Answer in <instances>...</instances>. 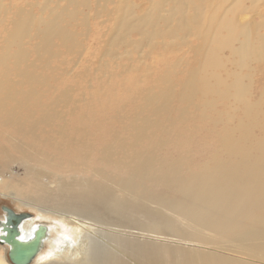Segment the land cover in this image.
I'll use <instances>...</instances> for the list:
<instances>
[{
	"label": "bare ground",
	"instance_id": "1",
	"mask_svg": "<svg viewBox=\"0 0 264 264\" xmlns=\"http://www.w3.org/2000/svg\"><path fill=\"white\" fill-rule=\"evenodd\" d=\"M146 1L142 9L130 0H95L94 7L90 0H42L37 14L24 8L17 12L16 27L0 53V199L10 196L34 211L18 227L20 239L30 237L39 225L45 227L31 264H264V141L252 154L244 148L246 142L229 136L228 160L190 178L183 175L180 156L165 154L181 138V125L192 115L201 116V107L225 99L244 103L250 82L245 85L238 74L223 81L216 71L227 51L240 67L264 59V18L236 19L246 1L257 9L262 0ZM77 5L86 10L85 19L77 18ZM90 18L99 21L100 32L111 23L103 35V55L114 66L100 64L101 77L141 72L148 87L139 89L143 93L136 112L101 141L91 137L100 132L93 106L84 107L89 124L81 118L71 124L59 111L60 105L70 107L69 87L46 101L45 91L37 90L48 82L39 72L62 66L66 74L76 75L67 60L83 51L91 54L94 45L85 40L87 34L81 39ZM171 57L175 62L150 86L154 61ZM123 60L127 64L121 65ZM9 61L22 89L10 82ZM182 72L176 82L174 76ZM72 115L73 110L67 113ZM10 153L19 162L46 166H24L21 179L4 180ZM172 193L178 195L170 197ZM151 203L170 208L176 215L172 218L191 232L211 234L212 242L197 237L182 239V246L155 244L119 236L111 228L127 209L141 213L156 229L172 226L167 214ZM8 249L0 243V264H10Z\"/></svg>",
	"mask_w": 264,
	"mask_h": 264
},
{
	"label": "rangeland",
	"instance_id": "2",
	"mask_svg": "<svg viewBox=\"0 0 264 264\" xmlns=\"http://www.w3.org/2000/svg\"><path fill=\"white\" fill-rule=\"evenodd\" d=\"M130 1L140 5L142 9L148 6L146 0ZM90 2L94 7L95 0H90ZM41 3L42 0H0V53L2 52V47H4L3 42L8 32L16 27L18 21L17 12L24 8L37 14L38 5ZM60 3L63 4V1ZM259 6L256 9L246 1L241 9L242 12L236 15V19L240 22H245L252 18L253 21L260 22L264 18V0L260 1ZM81 7L83 6H76L79 20L85 19L83 14L86 10H82ZM245 9L258 12L245 13L243 12ZM88 15L92 17L93 12L88 11ZM110 25L111 23L106 24L105 28L100 32L99 21L90 18L87 23L88 31H85L81 39L87 34L85 40H89L94 45L90 50L91 54L83 51L80 56L72 55L67 60V66L72 67L76 75L66 74L62 70L64 67L60 66L61 63H58L61 69L56 72H39L41 76L48 77V82L45 86H38L39 88L37 89L38 91H45L44 99L46 101L50 100L51 97L55 98L59 94V90L69 87L67 89L71 91L70 107L60 105L59 111L66 115V120L71 124H76V121L80 118L89 124L91 119L84 116V107L93 106L95 126L100 132L94 131L91 137L98 141L107 139L110 130L119 131L121 129L125 121L124 118L132 116L140 104L143 90L139 89L148 88L145 87L147 79L142 76L141 72V76L129 73L121 76L116 75L111 77V79L101 77V73L98 72L100 64L108 62L114 66V62L103 55L105 40L107 39V36L103 35L105 32L107 33V28ZM81 27V24L77 25L78 33ZM138 61L134 60L135 63H138ZM173 61V57L168 60L162 58L154 61L155 71L149 76L150 86L155 84V79L162 73L164 67L175 62ZM187 61L191 65L194 64L190 56L187 57ZM222 62L223 67L217 70L216 73L223 81L229 82L233 80L235 74H238L245 85L248 81L250 82L249 88L248 86L246 88L244 103H238L232 99L216 101L211 108L201 107L200 117L199 115H192L190 120L181 125V138L170 143L165 154L168 157L180 156L184 160L183 175L185 178H190L195 174L198 175L206 168L213 167L217 161L228 160L227 140L229 136L237 139L239 143L244 144L246 142L244 148H249L252 154L257 153L259 145L264 141V59L260 61L251 60L246 67H240L231 52L227 51L222 57ZM120 64L125 65L127 62L123 60ZM54 66L57 65L54 64ZM8 67L11 70V77H9L11 84L22 89L21 87H24V85L19 83L12 61L8 62ZM228 74H231L232 77L227 78ZM182 75L183 72L177 73L174 76V80L176 82L180 81ZM134 84H137L138 87H133ZM198 103L202 104L201 97H199ZM174 106L170 113L172 118L176 117L175 108L177 105L175 104ZM71 110H73V115L67 116V113ZM187 131L191 132V136L187 135ZM10 155L12 162L2 173L4 180H8L11 177L21 179L24 166L31 169H41L46 166L43 162H19V156L16 153H10ZM177 195V193H172L170 197ZM8 197L7 199H0V217L4 216V212L1 210L2 207L16 210V213L34 214V211L27 206L21 207L17 201L11 199L10 196ZM19 199L22 200L23 198L20 197ZM23 200L27 202L25 199ZM29 203L32 204V202ZM149 206L167 214L168 216H165L172 223V226L162 227L160 230L156 229L151 223L147 222L141 213L127 209L126 216H121L114 221L118 227L111 228H114V231L120 234L119 236H132L140 241H151L155 244L182 246L185 243L182 239L197 237L212 242V239H210L211 234L200 236L195 230L191 232L189 228L184 226V223H179L172 218L176 215L170 208L163 210L156 203H151ZM105 222L108 223V221ZM142 228L150 232H144L141 230ZM227 245L230 244L228 243ZM55 260L59 259H52L51 261Z\"/></svg>",
	"mask_w": 264,
	"mask_h": 264
},
{
	"label": "water",
	"instance_id": "3",
	"mask_svg": "<svg viewBox=\"0 0 264 264\" xmlns=\"http://www.w3.org/2000/svg\"><path fill=\"white\" fill-rule=\"evenodd\" d=\"M3 220H0V243L8 245V261L10 264H31L39 253L42 245V237L45 227L39 225L37 231H33L27 239H20L18 227L25 219H29V213H16L12 209L2 207Z\"/></svg>",
	"mask_w": 264,
	"mask_h": 264
}]
</instances>
